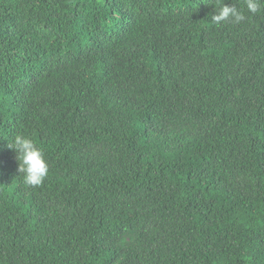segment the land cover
I'll return each mask as SVG.
<instances>
[{"label":"trees","instance_id":"1","mask_svg":"<svg viewBox=\"0 0 264 264\" xmlns=\"http://www.w3.org/2000/svg\"><path fill=\"white\" fill-rule=\"evenodd\" d=\"M260 8L0 0V264H264Z\"/></svg>","mask_w":264,"mask_h":264},{"label":"clouds","instance_id":"2","mask_svg":"<svg viewBox=\"0 0 264 264\" xmlns=\"http://www.w3.org/2000/svg\"><path fill=\"white\" fill-rule=\"evenodd\" d=\"M244 3L247 11L255 15L261 11L260 5L264 4V0H244ZM246 19L244 11L235 4L228 5L223 2L215 8V14L212 15V22L217 25L229 21L240 23ZM7 147L16 154L18 172L23 174L24 183L29 187L40 186L49 173L44 151L37 147L32 138L22 133L15 135Z\"/></svg>","mask_w":264,"mask_h":264}]
</instances>
